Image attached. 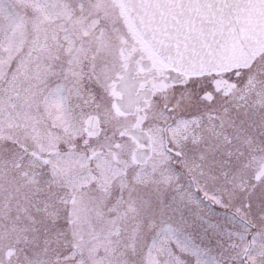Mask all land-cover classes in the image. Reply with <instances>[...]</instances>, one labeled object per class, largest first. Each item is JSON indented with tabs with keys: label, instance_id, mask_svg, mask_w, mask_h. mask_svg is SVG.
<instances>
[{
	"label": "snow or ice",
	"instance_id": "snow-or-ice-1",
	"mask_svg": "<svg viewBox=\"0 0 264 264\" xmlns=\"http://www.w3.org/2000/svg\"><path fill=\"white\" fill-rule=\"evenodd\" d=\"M0 264H264V0H0Z\"/></svg>",
	"mask_w": 264,
	"mask_h": 264
}]
</instances>
